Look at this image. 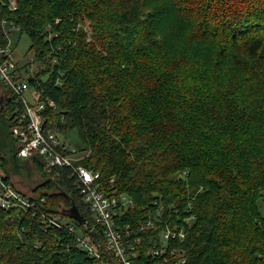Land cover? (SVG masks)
<instances>
[{
	"label": "trees",
	"instance_id": "obj_1",
	"mask_svg": "<svg viewBox=\"0 0 264 264\" xmlns=\"http://www.w3.org/2000/svg\"><path fill=\"white\" fill-rule=\"evenodd\" d=\"M2 18L30 40L36 67L18 63L46 103L45 134L76 130L73 147L86 154L75 164L132 198L116 220L125 240L142 243L137 261L264 264V0H18L15 11L0 5ZM24 112L11 100L0 108V191L31 203L0 204V264L95 263L77 236H104L72 168L17 155L12 128ZM26 163L41 177L29 196L11 181ZM160 204L162 223L185 236L151 257L159 229L135 225Z\"/></svg>",
	"mask_w": 264,
	"mask_h": 264
},
{
	"label": "built area",
	"instance_id": "obj_2",
	"mask_svg": "<svg viewBox=\"0 0 264 264\" xmlns=\"http://www.w3.org/2000/svg\"><path fill=\"white\" fill-rule=\"evenodd\" d=\"M18 0H0V5H7L10 11H15ZM19 27L13 21L7 18L0 19V85L4 88L11 97V101L15 104H22L25 112L18 117L19 125L12 128V133L19 141L17 155L22 158H28L34 152H39L44 155L46 165H63L72 168L75 175L78 187L86 203L89 204L90 211L93 214L94 220L103 233L104 240L102 242L91 241L88 237L82 235L77 236L81 248L89 253L95 263L92 264H108L101 260L99 248L104 246L116 259L117 264H144L137 261L140 254V248H137L142 243H134L125 240L121 234V226L117 222V218L123 213L131 210L134 207L133 200L125 193L118 192L112 184L111 187L105 188L97 182L99 172L94 171L81 164L75 162L82 158L73 146H65L63 149H68L69 152H64L60 145L59 139L54 133L45 134V121L41 116V111L45 107V102L39 100V96L33 91L34 103H29L26 99L25 92L28 91V83L20 64L16 59L12 45V35L18 32ZM33 90V89H32ZM49 105L55 107L52 101ZM113 179L111 180V182ZM0 204L4 207L15 205L22 208H27L31 203L29 198L23 197L13 191L9 186L3 187L0 191ZM156 204V203H155ZM167 206H170L167 205ZM145 209V208H144ZM164 204H160L154 210L153 217H148L143 220L139 219L136 222V228L139 230L159 229L158 240L152 242L146 253L151 257H160L167 249V241L172 239L182 240L185 236L184 226L174 224L170 226L168 223H162V215ZM194 215L186 216L183 219L184 224L191 225L195 220ZM49 221L55 225H59L58 216H52ZM86 223V220L83 221ZM133 229L132 224L127 223L124 227ZM88 229V228H87ZM69 231H73V226L68 227ZM93 228L89 229L91 232ZM138 242L141 240L138 238ZM149 241H152L151 239ZM143 246V245H142ZM167 258L164 257V261ZM98 261V262H97ZM181 264H185V259L179 260ZM88 264V263H86ZM116 264V263H114Z\"/></svg>",
	"mask_w": 264,
	"mask_h": 264
},
{
	"label": "rangeland",
	"instance_id": "obj_3",
	"mask_svg": "<svg viewBox=\"0 0 264 264\" xmlns=\"http://www.w3.org/2000/svg\"><path fill=\"white\" fill-rule=\"evenodd\" d=\"M12 37V45L15 48L14 53L16 56V59L20 61V64L26 62H33V52L29 51V45L30 40L27 35L20 34L19 32H14ZM32 69L36 67V64L32 63ZM2 94L1 85H0V95ZM26 99L29 103H34V100L32 98L33 96V90L29 86L28 91L25 92ZM57 138L61 142H65L66 144L73 146L76 145L78 142V134L76 130H71L67 132L66 134H57ZM80 156L85 155L86 153H79ZM40 174L38 171H36L35 167L29 163H26V167L21 166L19 167V171L17 174L12 175V183L15 187V190H18L19 193L24 194L25 196L30 195V188L31 186H34L35 184L39 183L40 181ZM79 234L81 233L79 230L77 231Z\"/></svg>",
	"mask_w": 264,
	"mask_h": 264
},
{
	"label": "water",
	"instance_id": "obj_4",
	"mask_svg": "<svg viewBox=\"0 0 264 264\" xmlns=\"http://www.w3.org/2000/svg\"><path fill=\"white\" fill-rule=\"evenodd\" d=\"M1 90H2V94L0 95V108L2 107V103H3V101H10V100H11V97L8 96L6 90H5L4 88H2V87H1ZM70 214H71L74 218H76V219H78V220H80V221L83 220V219H82V216H80V214L76 211V209H72V210H70Z\"/></svg>",
	"mask_w": 264,
	"mask_h": 264
}]
</instances>
